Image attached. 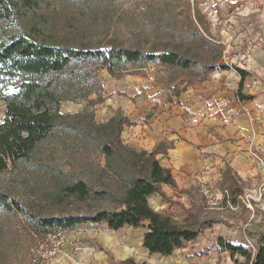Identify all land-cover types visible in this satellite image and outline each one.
Returning a JSON list of instances; mask_svg holds the SVG:
<instances>
[{
    "label": "rangeland",
    "instance_id": "rangeland-1",
    "mask_svg": "<svg viewBox=\"0 0 264 264\" xmlns=\"http://www.w3.org/2000/svg\"><path fill=\"white\" fill-rule=\"evenodd\" d=\"M38 2L37 7L17 19L15 27L26 29L32 24H37L44 40L58 47L94 49L100 47L103 50L114 42L129 48L140 47L144 52L183 50L190 44L186 32L193 30L188 26L191 20L194 28L208 42L221 49L225 64L224 58L238 55L232 44L233 40L241 37L240 32L246 33L250 38L258 34L261 39L264 36V0H38ZM256 43L264 44V39L262 42L257 40ZM77 70L81 72L79 74L83 78L78 87L81 88L80 94H86L89 90L90 95L87 98L78 97L74 101L62 102L60 113L69 114L70 117L60 121L62 123L60 127L32 151L27 163L11 166L0 173V192L8 196L9 204L13 201L21 205L32 220L37 217L49 219L86 215L96 209L111 210L115 206V201L103 199L96 193L104 184L112 186L113 180L100 171L99 168L104 165V158L97 149V134L86 126L90 119L88 113H93V121L96 124L105 123L116 113L113 104L107 101L109 97L105 95L107 94L105 88H109L105 84L108 73L105 69L97 73L106 101L89 107L88 102L97 98L95 94L97 88L91 90L87 80L89 72L86 79L88 67H78ZM143 73L144 76L145 73L152 76L156 83L158 80L169 81L173 87L184 85L185 78L181 77L188 75L187 72H167L154 63L147 65ZM128 98L132 99L130 96ZM152 102L156 106L149 108L148 112L144 111L136 121L137 125L145 122L148 114L159 108V101ZM4 113L5 106L0 102V122ZM76 115L81 117L77 118ZM126 131L127 128L121 135L123 144L137 150L143 149L132 146L124 139ZM100 178L102 180L99 181ZM78 180L89 182L92 190L86 203L72 197L62 199L64 197L62 188ZM262 185V177L257 178L252 186H244V192L241 194L258 193ZM221 186L219 181L213 188L198 187L209 210L218 214L224 222L237 224L241 231L246 227L258 230L261 220L264 219V215L261 214L264 212L262 204L264 198L261 202L253 203L252 211L240 201L236 208L231 209L230 205L223 202ZM115 190L113 184L114 199L117 196ZM165 190L170 196L171 190L166 188ZM176 202L178 203L170 206L160 201L161 212H168L175 220L180 221L183 219L182 206L188 207V200L184 197L177 199ZM217 225L214 226L218 228ZM31 227L16 213L0 207V264H109L115 260V251L107 252L100 241V236L108 232L103 223L80 224L72 230L51 234L47 239L43 236L46 240L38 247L35 246L36 240L31 235ZM143 231L144 226L134 230L122 228L116 232L118 240L116 247L123 252V256L125 252L130 251L137 262L151 260L140 245L137 247L135 245ZM234 237L235 241L245 246L251 244L243 233L240 238H236V233H231L230 230L224 235V239L229 238L230 241ZM215 241H217L215 237L212 240L202 238L199 243L198 238L196 243L186 245L188 249L193 250V254L182 257L189 260L190 264L242 262L238 256L234 261L228 253H219L214 249ZM129 242L133 244L131 248L129 247L130 250ZM197 243L198 246H195Z\"/></svg>",
    "mask_w": 264,
    "mask_h": 264
},
{
    "label": "trees",
    "instance_id": "trees-1",
    "mask_svg": "<svg viewBox=\"0 0 264 264\" xmlns=\"http://www.w3.org/2000/svg\"><path fill=\"white\" fill-rule=\"evenodd\" d=\"M38 5V0H0V102L5 106L0 122V173L11 166L27 163L32 151L60 127V121L70 117L60 113L62 102L90 95L89 90L80 94L81 88L78 87L83 78L79 73L83 68L79 72L78 67H88L86 79L89 72L87 80L91 90L97 88V98L88 102L89 107L106 101L98 71L105 69L112 79L120 80L126 75H144L143 71L151 63L167 72L188 73L181 77L185 78L181 87H173L169 81H157L165 86L170 95L178 97L187 88L206 81L214 72L232 69L241 79L238 99H252V96L240 93L246 73L224 64L221 49L208 42L194 28L191 20L188 26L193 30L186 32L190 44L183 50L144 52L140 47L129 48L114 42L103 50L100 47H58L44 40L37 24L26 29L15 27L17 19ZM88 117L86 126L97 134V149L104 158V165L99 169L113 180L117 196L114 199L112 186L105 184L96 193L103 199L115 201V206L111 210L96 209L86 215L49 219L37 217L32 220L21 205L13 201L9 204L8 196L0 192V207L16 213L32 226L30 232L36 240L35 246L38 247L51 234L72 230L80 224L103 223L108 230L117 231L124 226L137 228L146 222L142 246L150 255L169 257L176 249L196 243L203 232L214 225H226L241 232L237 224L224 222L218 214L209 210L200 188L178 189L171 169L163 167L157 158L166 154L164 142L152 151L125 146L121 135L125 128L136 126L137 122L120 110L103 124L94 123L93 113H88ZM221 185L222 190L228 192V198L224 196L223 202L228 201L233 206L239 204L237 196L243 192L245 183L228 167L222 174ZM163 186L173 190L171 197L163 191ZM91 191L89 182L78 180L62 188V199L72 197L86 203ZM154 194L170 206L178 203L173 197H187L189 206H182L183 219L177 221L168 212L153 210L148 198ZM261 214L264 215V212ZM260 224L258 230L247 227L242 230L251 241L249 246L218 238V252H227L234 261L236 256L240 257L242 262L239 264H264V219ZM110 264L149 263H137L128 258Z\"/></svg>",
    "mask_w": 264,
    "mask_h": 264
},
{
    "label": "crops",
    "instance_id": "crops-1",
    "mask_svg": "<svg viewBox=\"0 0 264 264\" xmlns=\"http://www.w3.org/2000/svg\"><path fill=\"white\" fill-rule=\"evenodd\" d=\"M239 35L241 37L233 40L232 44L238 55L224 59L227 66H235L246 73L240 93L252 96L249 100L238 99L241 79L232 69L214 72L206 81L187 88L178 97L170 95L163 84L156 83L147 73L145 76L126 75L120 80L111 79L107 75V101L113 104L114 110L122 111L127 117L137 121L144 111L148 112L149 108L156 106L153 100L160 102L159 108L148 114L145 122L127 128L124 139L132 146L147 151H152L155 146L164 142L167 147L166 154L157 158L163 167L171 169L178 189L188 190L193 186L213 188L222 180L226 167L230 168L245 186H252L257 178L262 177L261 168L252 161L249 154L252 150L264 152V44L256 43L257 40L262 42L264 36L261 39L260 34L254 37L251 35L253 38H250L244 32ZM129 96L132 99L128 98ZM165 188L171 190L170 196ZM163 191L169 197L173 195V190L167 186H163ZM221 191L223 198L225 196L227 199V191L222 188ZM173 199L177 200L175 197ZM187 200L189 206V199ZM160 201L161 198L156 194L148 198L149 206L159 212L162 211ZM226 204L230 205L231 209L238 206H233L228 201ZM142 226L146 227L147 223L143 222L140 227ZM217 227L204 231L199 237V243L202 238L224 239L229 230L236 233V238H240L242 233L224 225ZM123 228L136 229L128 226ZM119 230H108L100 236L103 248L107 252L115 251L113 262L133 259L130 251V254L125 252L126 256H123V252L116 247V232ZM144 233L145 231L135 242L136 247L140 245L145 255L151 257V260L144 262L190 264L189 260L182 257L193 254V250L187 247L176 249L169 257L150 255L142 246ZM225 240L239 243L235 241V237L231 241L229 238ZM132 245V242H129L128 249ZM195 246H198V243Z\"/></svg>",
    "mask_w": 264,
    "mask_h": 264
},
{
    "label": "built area",
    "instance_id": "built-area-1",
    "mask_svg": "<svg viewBox=\"0 0 264 264\" xmlns=\"http://www.w3.org/2000/svg\"><path fill=\"white\" fill-rule=\"evenodd\" d=\"M250 158L252 159L253 162H255L262 171V188L258 193H252V194H241L237 196V200L245 204L246 208L250 211L253 210V203L255 201L261 202L262 199L264 198V152L259 153L255 150H252L249 154ZM257 199V200H256ZM255 204V203H254ZM264 205V201L262 203ZM257 206V205H255ZM249 245V244H248Z\"/></svg>",
    "mask_w": 264,
    "mask_h": 264
}]
</instances>
